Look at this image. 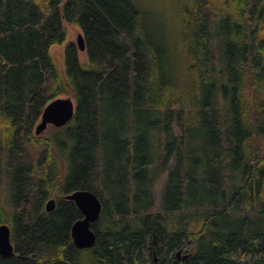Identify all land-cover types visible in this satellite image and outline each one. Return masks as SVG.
Segmentation results:
<instances>
[{
	"label": "trees",
	"instance_id": "16d2710c",
	"mask_svg": "<svg viewBox=\"0 0 264 264\" xmlns=\"http://www.w3.org/2000/svg\"><path fill=\"white\" fill-rule=\"evenodd\" d=\"M138 4L0 0V224L15 246L0 264H264V0H179L176 34L147 31ZM67 94L73 118L37 136ZM78 189L103 203L88 249L71 236Z\"/></svg>",
	"mask_w": 264,
	"mask_h": 264
},
{
	"label": "water",
	"instance_id": "95a60500",
	"mask_svg": "<svg viewBox=\"0 0 264 264\" xmlns=\"http://www.w3.org/2000/svg\"><path fill=\"white\" fill-rule=\"evenodd\" d=\"M77 46L80 51L86 48V40L83 33L77 36ZM76 110L75 100L70 96H60L50 101L44 108L41 119L35 127V134L41 135L49 124L58 128L64 127L74 116ZM65 198L76 203L82 212V218L74 222L71 228V236L74 245L79 249H88L95 245L97 235L92 224L100 219L103 203L99 196L89 189H78L65 195ZM57 206V200L50 198L45 205L46 211H53ZM12 228L7 223L0 224V256L10 257L15 254V246L11 239ZM178 259L186 260L189 253L182 249L175 254Z\"/></svg>",
	"mask_w": 264,
	"mask_h": 264
},
{
	"label": "rangeland",
	"instance_id": "374dc122",
	"mask_svg": "<svg viewBox=\"0 0 264 264\" xmlns=\"http://www.w3.org/2000/svg\"><path fill=\"white\" fill-rule=\"evenodd\" d=\"M136 1L139 3L138 5H140L141 9L144 11L145 18L147 19L144 22V26L146 27L147 31L149 32L152 31L151 33L154 34L153 31L155 30L154 27L155 25L158 28V31L162 30L165 26H167L169 33L172 34L178 33L176 30L177 28L176 22L178 17L179 0H136ZM66 26L68 27L67 40H71L77 43V36L79 33H82V30L79 27L70 24H66ZM52 51H54L55 55L58 57L59 61L62 64V54L64 52V46L63 45L58 47L55 46L53 47ZM80 55L83 60L87 59V53L85 50L80 51ZM64 96H70V95L67 94ZM57 128L58 127L49 124L47 129L39 136L49 137L51 134L55 132ZM64 166H65L64 162L61 161L60 164L58 165V168H63ZM165 187H166V177L163 176L160 179H158L153 190L154 210H159L162 208ZM50 198H55L56 200H58L55 193H53Z\"/></svg>",
	"mask_w": 264,
	"mask_h": 264
}]
</instances>
